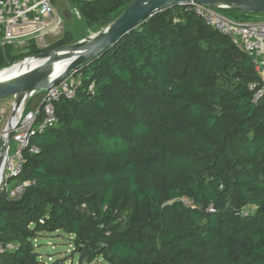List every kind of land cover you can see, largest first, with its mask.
<instances>
[{"label": "trees", "instance_id": "16d2710c", "mask_svg": "<svg viewBox=\"0 0 264 264\" xmlns=\"http://www.w3.org/2000/svg\"><path fill=\"white\" fill-rule=\"evenodd\" d=\"M131 2L70 0L88 27ZM74 41L0 46V69ZM76 72V94L56 101V123L33 138L39 152L26 151L9 179L28 182L22 194L0 191V242L16 244L0 264H42L34 239L58 230L78 264H264V95L254 101L248 89L258 79L250 57L182 5L146 17Z\"/></svg>", "mask_w": 264, "mask_h": 264}, {"label": "built area", "instance_id": "2783aa9c", "mask_svg": "<svg viewBox=\"0 0 264 264\" xmlns=\"http://www.w3.org/2000/svg\"><path fill=\"white\" fill-rule=\"evenodd\" d=\"M192 9L204 22L228 35L235 46L247 54L257 73L258 79L248 83V89L256 101L264 95V20L243 21L222 14L219 9L207 5L190 2L185 4ZM61 26V17L52 0H0V46L26 44L33 38L43 39L44 35L56 31ZM36 43V42H35ZM81 85L80 74L76 70L47 89L31 93L24 104L12 117L10 139L3 153L0 152V191L9 198L19 197L28 182L10 183L9 179L20 175L24 153L39 152L33 138L44 132L46 128L57 121L55 103L61 97L72 98ZM94 84L88 85V91L93 93ZM40 92L39 100L26 109L27 101ZM1 102L0 99V151L6 137V126L11 115L14 97ZM11 142L15 144L12 147ZM209 211H213L212 205ZM245 214V211H243ZM41 223L42 219L39 220ZM16 248L13 242H0V256L6 251ZM66 264H75L69 259Z\"/></svg>", "mask_w": 264, "mask_h": 264}, {"label": "water", "instance_id": "95a60500", "mask_svg": "<svg viewBox=\"0 0 264 264\" xmlns=\"http://www.w3.org/2000/svg\"><path fill=\"white\" fill-rule=\"evenodd\" d=\"M190 2L226 11L264 14V0H132L123 12L102 30L86 35L75 42L24 57L19 61L20 64L31 58L43 59V61L9 79L0 81V99L14 97L11 115L5 129L6 137L1 144L0 152H4L10 139L12 117L31 93L47 89L72 71H77L82 63L108 49L122 34L137 26L146 17L163 9L182 6ZM68 3L70 6V0ZM64 14L66 18L71 17L70 8L65 10ZM60 59H67L68 61L61 71L54 72L53 65Z\"/></svg>", "mask_w": 264, "mask_h": 264}, {"label": "rangeland", "instance_id": "374dc122", "mask_svg": "<svg viewBox=\"0 0 264 264\" xmlns=\"http://www.w3.org/2000/svg\"><path fill=\"white\" fill-rule=\"evenodd\" d=\"M53 5L57 10L58 15L61 17V26L56 31L54 30L46 33L43 39H37V41L34 39L36 44L40 48L47 47L49 44L53 43L58 38H61L65 33L68 34V37L70 35L72 40L77 41L84 38L86 35H91L93 33H96L105 27V26L88 27V25H86L85 21L82 19V15L78 11V9L75 7H71V5L69 6L68 0H53ZM69 8L72 12V16L66 18L64 11ZM226 16L233 18V15L230 14H227ZM248 20L250 21L264 20V17H257ZM27 42L28 41H26V44ZM26 44L24 45L17 44L12 46L14 48V51L19 53L20 51L21 52L25 51ZM8 100H9L8 98H4L1 100V102H5ZM11 145L12 147L15 146L13 142H11ZM245 210L251 212L254 210V208L246 206ZM34 248L39 253V261L42 262V264H55V261H57L58 259L63 260L61 264L68 263L67 261L69 259H72L75 264H78L77 253H73L74 246L72 244V236L67 233H64L62 230H58L56 232H51V233H44V232L40 233V235H38L36 239H34ZM85 264H108V263L102 258H95L91 262Z\"/></svg>", "mask_w": 264, "mask_h": 264}, {"label": "bare ground", "instance_id": "6f19581e", "mask_svg": "<svg viewBox=\"0 0 264 264\" xmlns=\"http://www.w3.org/2000/svg\"><path fill=\"white\" fill-rule=\"evenodd\" d=\"M42 61L43 59L31 58V59H26L21 64L20 62H18L8 67H5L0 70V81L9 79L23 71H26L27 69H30L40 64ZM67 61H68L67 59H60L59 61L55 62L53 65V71L54 72L61 71L65 66V64L67 63Z\"/></svg>", "mask_w": 264, "mask_h": 264}, {"label": "crops", "instance_id": "0c3cea01", "mask_svg": "<svg viewBox=\"0 0 264 264\" xmlns=\"http://www.w3.org/2000/svg\"><path fill=\"white\" fill-rule=\"evenodd\" d=\"M49 258V257H48Z\"/></svg>", "mask_w": 264, "mask_h": 264}]
</instances>
